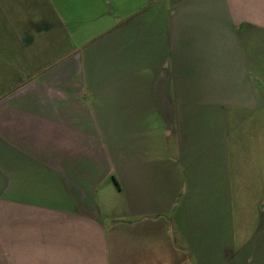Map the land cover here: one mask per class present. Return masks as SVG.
Returning <instances> with one entry per match:
<instances>
[{
  "label": "crops",
  "instance_id": "obj_1",
  "mask_svg": "<svg viewBox=\"0 0 264 264\" xmlns=\"http://www.w3.org/2000/svg\"><path fill=\"white\" fill-rule=\"evenodd\" d=\"M0 264H264V0H0Z\"/></svg>",
  "mask_w": 264,
  "mask_h": 264
}]
</instances>
